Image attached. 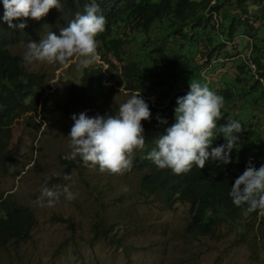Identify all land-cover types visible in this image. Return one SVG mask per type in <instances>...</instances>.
I'll list each match as a JSON object with an SVG mask.
<instances>
[{
	"label": "rangeland",
	"instance_id": "374dc122",
	"mask_svg": "<svg viewBox=\"0 0 264 264\" xmlns=\"http://www.w3.org/2000/svg\"><path fill=\"white\" fill-rule=\"evenodd\" d=\"M212 18L214 32L210 33L209 24L204 33L214 41L215 35L220 37L219 42L226 45L232 56L225 57L219 50L210 65L197 67L193 72L199 70L208 87L212 86V76L234 84L240 61L246 59L254 69L252 56L256 54L251 51L254 39L239 27L233 39L227 40V29L222 33L216 27V23L223 21L216 19L213 12ZM47 34H42L36 42ZM158 36L169 37L162 44L189 58L195 55L197 40H203L195 29L187 31L183 26L174 33L165 24L155 38ZM155 38L151 46H157ZM27 44L21 42L6 50L23 57ZM190 62L194 64L195 59L191 58ZM23 68L42 75L41 96L36 104L20 112L11 125L0 127V196L29 209L34 223L27 240L0 244V264H264V239L257 231V217L219 219L211 234L189 237L184 230L190 220L189 204L177 202L171 208L165 207L162 194L142 190L141 170L132 167L123 175L102 174L97 168L84 166L80 160L63 158L69 153L67 134L73 124L70 94L79 87L85 71L100 69L106 77L101 88L111 85L115 88L106 103L95 101L91 109H86L91 111V117L118 114L119 105L136 93L115 85L99 55L89 68L77 67L75 58L65 65L23 62ZM111 72L117 75L119 69ZM193 78V81L197 79ZM181 81L173 84L172 95L185 91ZM101 96L104 98L106 94ZM262 96L256 102L250 96L236 97L231 104L241 118L255 119L254 130L261 135ZM141 123L145 128V123ZM257 132L241 145L245 161L264 150ZM140 152L134 154L132 161ZM45 187L60 193L51 206L47 205V198L41 202ZM65 188L75 194V199L65 198ZM100 228L102 235L95 232Z\"/></svg>",
	"mask_w": 264,
	"mask_h": 264
},
{
	"label": "trees",
	"instance_id": "16d2710c",
	"mask_svg": "<svg viewBox=\"0 0 264 264\" xmlns=\"http://www.w3.org/2000/svg\"><path fill=\"white\" fill-rule=\"evenodd\" d=\"M88 3L90 0H61V10L52 8L40 20L14 19L13 24L26 23V27L20 30L9 28L8 23L3 20L4 9L0 0L1 128L11 125L20 112L31 107L33 103L36 104L41 96L39 85L42 75L26 72L22 57L9 52L7 47L36 41L45 32L58 34L77 13L84 14ZM97 3L101 10L98 14L106 19L105 31L96 37L100 42L97 55L108 66L115 85L139 92L151 112L150 120L143 121L145 149L141 150L132 162V167L142 171V190L162 194L164 205L168 208L177 202L189 204L190 220L184 229L189 237L211 234L219 219L246 220L257 217V231L264 239V214L258 215L259 211L249 213L246 206H235L229 196L231 185L243 173L249 161L256 168L264 165L262 149L248 161L242 159L241 145L246 138L255 136L256 122L252 116L249 119L241 118L239 112L231 108L236 97L250 96L256 102L264 94V0H97ZM211 12L215 14L216 19L218 17L223 21L221 24L216 23V27L222 33L227 29V40L233 39L239 27H243V33L254 39L251 46V51L256 54L252 56L254 69L244 59L237 64L239 72L233 79L234 84L212 76V86H209L210 90L224 98V106L221 109L223 116L217 121L218 127L231 118L241 122L244 132L240 135L236 149L230 154V163L219 164L210 157L203 168L194 165L188 173L176 175L170 169L157 168L151 160L145 159V156L155 147V138L164 134L166 127L174 122L176 98L185 95L189 90V83L186 84V81H193L195 77V81L206 84L207 80L203 82L204 78L199 70L197 73L193 70L210 65L213 55L219 50L225 57L232 56L226 45L219 42L220 37L215 35L214 41L212 36L204 33L209 24L210 33L214 32ZM255 22L258 24L255 25ZM163 24L174 33L180 32V28L185 26L187 31L195 29L202 36L203 40H197L195 55L191 56L195 59L194 64L188 56L162 44L169 37L155 38ZM184 37L182 35L183 39ZM153 38L156 39L157 46H151ZM113 69H119L117 75L111 72ZM105 78L100 69L85 71L79 87L70 94V110L73 114L84 112L91 117V111H86L87 108L91 109L95 101H108L115 88L114 85L101 88V81ZM180 81L184 84L185 91L172 95L173 84ZM101 94H106L107 97L103 98ZM169 111L172 114L169 115ZM158 115L166 119L167 124L159 123ZM257 138L261 139L264 145V129L262 135L257 132ZM223 143V137L218 136L213 140L211 147ZM77 160L79 161V158ZM33 223L34 215L29 209L0 196L2 246L7 242L27 240ZM95 232L102 235L103 230L95 229Z\"/></svg>",
	"mask_w": 264,
	"mask_h": 264
},
{
	"label": "clouds",
	"instance_id": "9594fccd",
	"mask_svg": "<svg viewBox=\"0 0 264 264\" xmlns=\"http://www.w3.org/2000/svg\"><path fill=\"white\" fill-rule=\"evenodd\" d=\"M2 3L3 20L9 28L20 30L26 27V23L13 24L14 19L40 20L50 9H62L61 0H2ZM100 11L97 0H90L84 14L77 13L58 34L50 31L38 42L30 41L23 52V62L52 66L65 65L75 58L77 67H91L98 59L100 42L96 37L105 31L106 25L105 17L98 14ZM223 106V96L210 90L206 84L189 83L186 94L176 98L174 122L166 127L164 134L155 138V147L145 159L151 160L159 169H170L176 175L188 173L194 165L203 168L210 157L219 164L230 163V154L236 149L244 129L240 121L231 118L218 127ZM150 118L149 106L139 92L120 104L116 115L89 117L84 112L72 114L73 124L67 134L69 153L63 158L73 161L79 158L84 166L97 168L102 174L123 175L131 171L134 154L145 149L141 122ZM157 120L167 124V120L159 115ZM218 136L223 137L224 143L211 147ZM63 192L67 200L75 199V194L67 188ZM59 195L45 187L41 191V202L47 198V205L51 206ZM229 196L235 206H246L249 213L259 211L264 214V165L256 168L249 161L231 185Z\"/></svg>",
	"mask_w": 264,
	"mask_h": 264
},
{
	"label": "built area",
	"instance_id": "2783aa9c",
	"mask_svg": "<svg viewBox=\"0 0 264 264\" xmlns=\"http://www.w3.org/2000/svg\"><path fill=\"white\" fill-rule=\"evenodd\" d=\"M212 13V12H211ZM214 17H215V14H214Z\"/></svg>",
	"mask_w": 264,
	"mask_h": 264
}]
</instances>
